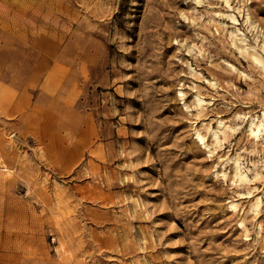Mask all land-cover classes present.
<instances>
[{
	"label": "rangeland",
	"instance_id": "rangeland-1",
	"mask_svg": "<svg viewBox=\"0 0 264 264\" xmlns=\"http://www.w3.org/2000/svg\"><path fill=\"white\" fill-rule=\"evenodd\" d=\"M255 58L264 0H0V264H264Z\"/></svg>",
	"mask_w": 264,
	"mask_h": 264
},
{
	"label": "bare ground",
	"instance_id": "bare-ground-1",
	"mask_svg": "<svg viewBox=\"0 0 264 264\" xmlns=\"http://www.w3.org/2000/svg\"><path fill=\"white\" fill-rule=\"evenodd\" d=\"M255 60L258 62V63H262L263 64V68H264V63L258 59V58H255ZM180 96L183 97V93L180 92L179 93ZM202 100L199 98L198 99V102H201ZM264 132V112L262 113V116L259 117V118H254L251 120V123H250V127H249V135L254 138L255 140H258L260 139V136L263 134ZM215 136H217V134L215 133ZM195 137L200 141L202 142L203 144L205 143L204 142V136L197 132V135H195ZM233 162H234V172H235V177L237 180L239 181H244V180H247V172L246 170L244 169V167L242 166V164L240 163V158L237 157L235 159H233ZM232 208H235V205L232 204L231 205Z\"/></svg>",
	"mask_w": 264,
	"mask_h": 264
},
{
	"label": "crops",
	"instance_id": "crops-1",
	"mask_svg": "<svg viewBox=\"0 0 264 264\" xmlns=\"http://www.w3.org/2000/svg\"><path fill=\"white\" fill-rule=\"evenodd\" d=\"M27 93L28 91L24 88V89H21L20 91V95L19 97L16 96V94H11V95H7V101L6 103H2L4 105L3 108L4 109V112L5 114L8 116V118H13V117H16L17 113L20 112V113H23L27 111V107H28V96H27ZM0 98H6V96H1L0 95ZM23 99V100H21ZM27 100V101H26ZM19 109V110H18Z\"/></svg>",
	"mask_w": 264,
	"mask_h": 264
}]
</instances>
